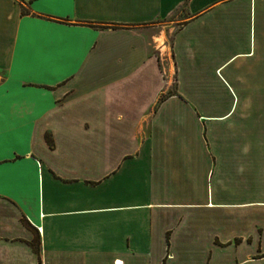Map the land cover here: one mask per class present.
<instances>
[{
	"label": "crops",
	"instance_id": "crops-1",
	"mask_svg": "<svg viewBox=\"0 0 264 264\" xmlns=\"http://www.w3.org/2000/svg\"><path fill=\"white\" fill-rule=\"evenodd\" d=\"M246 246L264 247V0H0V264Z\"/></svg>",
	"mask_w": 264,
	"mask_h": 264
},
{
	"label": "rangeland",
	"instance_id": "rangeland-1",
	"mask_svg": "<svg viewBox=\"0 0 264 264\" xmlns=\"http://www.w3.org/2000/svg\"><path fill=\"white\" fill-rule=\"evenodd\" d=\"M161 29V30H159ZM155 32H162L164 31L166 34V39L164 40L166 45L168 46L167 48V53L164 57L159 56V61L162 65V67L165 66V68H167L166 66L169 65L171 68L170 71V75L166 73V70L163 69V73L165 76V79L169 80L171 83V88H170V92L173 93L174 92V87H175V74L173 71V57H172V51H171V42H172V36H173V27H171L170 24H165V25H161L160 28H156L154 29ZM163 42V40L161 41ZM163 58V59H162ZM164 65V66H163ZM166 73V75H165ZM241 239L236 238L235 239V245L238 247V245L241 243ZM223 247H226V245H222ZM207 248V247H205ZM168 252L170 250V247L167 248ZM250 249L246 246V247H242L238 252H236L233 247H227V248H222L219 249L216 253L215 256L213 257V264H229V262H231L232 260L235 259V256H238L239 259L241 258V256H244V260L247 259L250 262H247L246 264H260L259 260H261L264 257V247L259 246L257 247V252H250ZM264 259V258H263ZM166 262H164L165 264ZM261 264H264L261 263Z\"/></svg>",
	"mask_w": 264,
	"mask_h": 264
},
{
	"label": "trees",
	"instance_id": "trees-1",
	"mask_svg": "<svg viewBox=\"0 0 264 264\" xmlns=\"http://www.w3.org/2000/svg\"><path fill=\"white\" fill-rule=\"evenodd\" d=\"M23 14H28V11L25 8L23 10ZM170 94H172V93L170 92ZM49 142L51 144V141L50 140H49ZM34 249L36 250L37 253H40V243L39 242H37L36 244H34Z\"/></svg>",
	"mask_w": 264,
	"mask_h": 264
},
{
	"label": "built area",
	"instance_id": "built-area-1",
	"mask_svg": "<svg viewBox=\"0 0 264 264\" xmlns=\"http://www.w3.org/2000/svg\"><path fill=\"white\" fill-rule=\"evenodd\" d=\"M165 75H166V73H165Z\"/></svg>",
	"mask_w": 264,
	"mask_h": 264
}]
</instances>
